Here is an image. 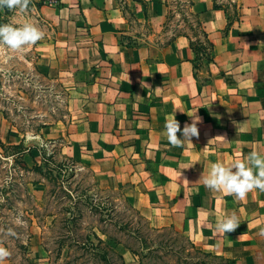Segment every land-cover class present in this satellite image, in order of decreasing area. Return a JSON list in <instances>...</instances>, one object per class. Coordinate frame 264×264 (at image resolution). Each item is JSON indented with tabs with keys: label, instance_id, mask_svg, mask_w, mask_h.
I'll use <instances>...</instances> for the list:
<instances>
[{
	"label": "crops",
	"instance_id": "crops-1",
	"mask_svg": "<svg viewBox=\"0 0 264 264\" xmlns=\"http://www.w3.org/2000/svg\"><path fill=\"white\" fill-rule=\"evenodd\" d=\"M190 1L213 44L199 69L183 21L170 24L169 0H32L44 35L29 50L69 100L67 124L42 132L66 135L67 154L86 161L101 188L128 185L126 202L152 228L235 264H264V192L237 200L203 183L213 163L264 155V0H238L235 21L216 0ZM194 113L199 135L170 145L166 121L174 115L182 130ZM6 139L23 142L0 111ZM232 213L239 226L217 233L216 222ZM115 249L125 264H141Z\"/></svg>",
	"mask_w": 264,
	"mask_h": 264
},
{
	"label": "rangeland",
	"instance_id": "rangeland-1",
	"mask_svg": "<svg viewBox=\"0 0 264 264\" xmlns=\"http://www.w3.org/2000/svg\"><path fill=\"white\" fill-rule=\"evenodd\" d=\"M31 1L23 13L0 8V25L19 27L30 23L39 28L30 11ZM169 2L173 25L182 19L185 10L183 2ZM215 3L227 12L230 20L238 19L240 8L236 0ZM30 46L13 50L0 43V111L28 150L23 158L13 156L16 150L11 148L12 140H0V246L10 252L4 264H94L93 260L79 258L81 251L71 246L72 237L60 248L67 234L65 209L72 205L80 211L72 227L75 237H84L100 227L115 234L123 244L138 249L141 264H178V257L191 253L186 238L169 228L149 226L144 216L139 213L138 217L126 206L128 185L101 188L87 162L67 154L66 135L61 139L49 138L42 132L40 125L44 123L60 129L67 124L69 100L59 82L42 74ZM208 61L206 55H201L196 68ZM41 152L49 159L45 162L44 177L30 169L41 162ZM94 206L97 208L93 209Z\"/></svg>",
	"mask_w": 264,
	"mask_h": 264
},
{
	"label": "clouds",
	"instance_id": "clouds-1",
	"mask_svg": "<svg viewBox=\"0 0 264 264\" xmlns=\"http://www.w3.org/2000/svg\"><path fill=\"white\" fill-rule=\"evenodd\" d=\"M30 0H0V8L9 10L18 9L21 13L27 11ZM44 33L36 26L25 23L22 26L12 24L0 25V43L7 45L13 50H18L25 45L35 44L43 38ZM196 113V112H195ZM195 113L191 116L192 121L181 130L179 122L173 115L165 123V131L168 143L175 147L183 145L184 141H190L192 137L199 135L198 123L200 117ZM182 138H178L177 133ZM204 186L225 195L234 196L237 200H243L253 190L264 192V155L259 151H251L241 159L232 161L225 166L222 162L213 163L209 175L204 178ZM240 224L235 213L225 215L216 222L217 233L234 231ZM10 256V252L0 246V264Z\"/></svg>",
	"mask_w": 264,
	"mask_h": 264
},
{
	"label": "trees",
	"instance_id": "trees-1",
	"mask_svg": "<svg viewBox=\"0 0 264 264\" xmlns=\"http://www.w3.org/2000/svg\"><path fill=\"white\" fill-rule=\"evenodd\" d=\"M237 2V7L240 8V5ZM192 5V2L189 0L186 3L183 4L184 10L182 13V21L184 23V33L190 38V46L192 47L193 51L196 54V60L200 58L201 55H206V57L209 58V61H211V53L213 49V44L210 42L208 38V34L204 30V27L202 26L200 20L198 17L193 14L189 9ZM215 8H221V6L214 4ZM187 8V11H186ZM197 64H194V68H196ZM63 93H66L63 91ZM47 124L40 125V128L47 127ZM0 145L2 146V142L0 141ZM11 148L16 150L13 153V156H20L24 157L25 154H27V148L23 146L22 143L11 145ZM49 159H46L44 157V153L41 152V162L40 163H34L30 169L38 174H40L42 177L46 176L44 172V166L47 165L45 163ZM69 161H72V163H76L73 159H67ZM34 184H37L38 181H34ZM126 206L129 210H132L138 217H141L139 212L134 209L128 202H126ZM76 205H72L65 209V213L68 214L67 217L63 220L66 225L65 230L67 234L62 239L63 242L60 244V248L62 249V246H64L65 242L72 237V245L76 250H80L79 258H84L85 261L90 262L93 260L94 264H125V261L123 257L116 251L115 247L116 245H123L127 249H129L131 252H133L135 255H137L140 259V263H142V256L141 253L138 251V249L133 248L130 244H123L121 239H119L115 234L111 233L108 230L102 229L100 227H97V231L92 230L88 235H85L84 237H75L73 235V225H75V220L80 214L79 209L75 207ZM93 209L97 208L96 206L92 207ZM108 210V209H107ZM77 211V212H76ZM111 226L116 227V224H112ZM173 231V230H172ZM99 232V233H98ZM176 233L175 231H173ZM101 234V235H99ZM180 235V237L185 238L183 235L176 233ZM187 242L189 244L188 250H191V253L188 252L187 255L183 258L178 257V264H235L234 261L223 259L217 256H213L211 254H208L198 248L195 247V245L187 239ZM26 249V246H25ZM60 250V249H59ZM27 251V249H26ZM181 251H185L184 248L181 249ZM60 254V251H59Z\"/></svg>",
	"mask_w": 264,
	"mask_h": 264
},
{
	"label": "built area",
	"instance_id": "built-area-1",
	"mask_svg": "<svg viewBox=\"0 0 264 264\" xmlns=\"http://www.w3.org/2000/svg\"><path fill=\"white\" fill-rule=\"evenodd\" d=\"M41 5L56 7L59 5L60 0H37Z\"/></svg>",
	"mask_w": 264,
	"mask_h": 264
}]
</instances>
